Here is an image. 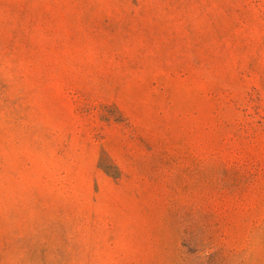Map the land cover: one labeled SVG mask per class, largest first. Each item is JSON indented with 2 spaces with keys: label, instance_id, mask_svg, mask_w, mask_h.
<instances>
[{
  "label": "rangeland",
  "instance_id": "obj_1",
  "mask_svg": "<svg viewBox=\"0 0 264 264\" xmlns=\"http://www.w3.org/2000/svg\"><path fill=\"white\" fill-rule=\"evenodd\" d=\"M0 264H264V0H0Z\"/></svg>",
  "mask_w": 264,
  "mask_h": 264
}]
</instances>
